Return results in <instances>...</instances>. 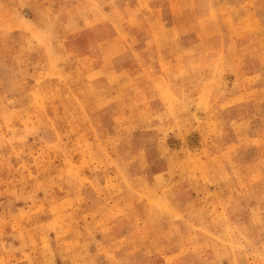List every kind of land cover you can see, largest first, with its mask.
Listing matches in <instances>:
<instances>
[{
    "label": "rangeland",
    "instance_id": "rangeland-1",
    "mask_svg": "<svg viewBox=\"0 0 264 264\" xmlns=\"http://www.w3.org/2000/svg\"><path fill=\"white\" fill-rule=\"evenodd\" d=\"M0 264H264V0H0Z\"/></svg>",
    "mask_w": 264,
    "mask_h": 264
}]
</instances>
